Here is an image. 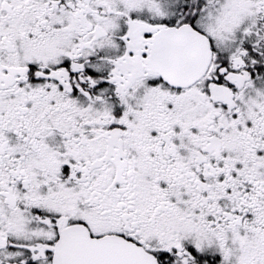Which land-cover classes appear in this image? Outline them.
<instances>
[{"label":"snow or ice","instance_id":"obj_1","mask_svg":"<svg viewBox=\"0 0 264 264\" xmlns=\"http://www.w3.org/2000/svg\"><path fill=\"white\" fill-rule=\"evenodd\" d=\"M0 264H264V0H0Z\"/></svg>","mask_w":264,"mask_h":264}]
</instances>
